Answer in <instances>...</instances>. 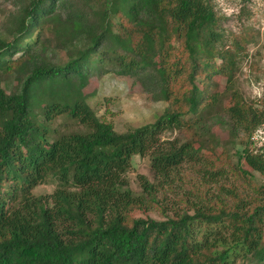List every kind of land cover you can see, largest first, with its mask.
Listing matches in <instances>:
<instances>
[{"label":"trees","instance_id":"trees-1","mask_svg":"<svg viewBox=\"0 0 264 264\" xmlns=\"http://www.w3.org/2000/svg\"><path fill=\"white\" fill-rule=\"evenodd\" d=\"M11 1L0 19V264H264V184L212 202L195 189L187 210L157 219L133 212L159 204L154 184L139 175L136 192L125 176L135 155L156 177L183 161L197 172L229 162L228 149L201 151L212 123L234 145L244 134L238 162L264 176V144L251 147L264 112L235 86L247 42L228 43L213 0ZM108 73L163 103L153 122L118 132L100 119L83 88ZM167 129L185 142L162 141ZM48 181L51 193H33Z\"/></svg>","mask_w":264,"mask_h":264},{"label":"rangeland","instance_id":"rangeland-1","mask_svg":"<svg viewBox=\"0 0 264 264\" xmlns=\"http://www.w3.org/2000/svg\"><path fill=\"white\" fill-rule=\"evenodd\" d=\"M213 2L217 14L221 16L220 25L226 33L228 43L233 34L243 36L247 42L242 53L244 55L237 58L235 86L245 97L255 101L254 105L259 112H264V0H213ZM12 7L11 0H0V19ZM0 37L5 38L6 35L0 32ZM64 59L65 51L57 49L55 60L62 62ZM217 63H219L218 60ZM213 78L217 82V90L223 91L226 79L218 74ZM15 84L12 74L2 75V85L8 92L11 93L14 90ZM83 95L100 119L111 123L118 132L153 122L163 108V103L153 101L150 94L144 92L134 78L118 77L109 73L92 76L83 88ZM222 103L224 106H229L232 100L226 95ZM57 123H61V120L58 119ZM184 137L185 134L175 129H167L162 132L160 138L162 141L170 140L182 144L185 142ZM242 139L244 134L239 132L234 145L226 127L212 123L209 139L201 141L203 146L201 151L219 154L223 149H228L230 161L217 162L212 165L214 167L208 166L205 169L198 164V172L191 162L183 161L177 170L169 172L167 177H156L151 170L148 157L135 155L125 175L128 186L140 192L139 175L146 177L154 184L159 204L154 203L150 207H145L143 212L138 210L133 212L157 219L181 213L189 208L184 200L188 198L192 201L194 197L191 191L195 189H198V193L204 190L206 200L210 202L216 200L218 196L225 197L224 190L227 188L250 197L255 185L264 184V176L254 173L242 160L238 162L235 146ZM252 141L250 146L258 152L264 141L259 134H254ZM239 165L246 170V176L238 169ZM218 167H223L219 170L220 173L217 172ZM54 186L55 183L48 181L36 186L33 193L49 194Z\"/></svg>","mask_w":264,"mask_h":264},{"label":"built area","instance_id":"built-area-1","mask_svg":"<svg viewBox=\"0 0 264 264\" xmlns=\"http://www.w3.org/2000/svg\"><path fill=\"white\" fill-rule=\"evenodd\" d=\"M254 134H259V137L264 141V121L255 129Z\"/></svg>","mask_w":264,"mask_h":264}]
</instances>
